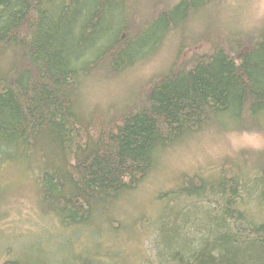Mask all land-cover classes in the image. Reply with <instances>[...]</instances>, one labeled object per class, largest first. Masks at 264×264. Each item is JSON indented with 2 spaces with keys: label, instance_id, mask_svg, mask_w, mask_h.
<instances>
[{
  "label": "trees",
  "instance_id": "obj_1",
  "mask_svg": "<svg viewBox=\"0 0 264 264\" xmlns=\"http://www.w3.org/2000/svg\"><path fill=\"white\" fill-rule=\"evenodd\" d=\"M136 1L0 0V168L30 172L39 210L66 230L84 231L95 222L110 226L113 204L133 192L158 154L176 143L207 129L257 128L264 115V24L252 38L222 42L219 31L211 42L202 31L189 41L191 19L223 0H178L141 27L130 8ZM172 39L180 44L176 59L152 76L144 95L116 112L97 106L99 112L78 111L87 81L100 79L101 71L114 81ZM201 42L211 45L207 53L178 64L181 49ZM256 170L262 208L264 163ZM182 177L175 198L217 197L218 208H204L208 225L192 230L189 245L169 255L161 231L179 224L164 215L155 244L159 263L263 264L264 223L244 225L247 211L237 206L247 177ZM8 248L10 257L0 256V264H40L11 257ZM5 249L0 246V255ZM137 255L140 263L142 251Z\"/></svg>",
  "mask_w": 264,
  "mask_h": 264
},
{
  "label": "rangeland",
  "instance_id": "obj_2",
  "mask_svg": "<svg viewBox=\"0 0 264 264\" xmlns=\"http://www.w3.org/2000/svg\"><path fill=\"white\" fill-rule=\"evenodd\" d=\"M157 1L158 6L153 7ZM177 1L137 0L130 8H135L134 17L141 19L138 25L141 27L150 14ZM216 7L191 19L188 25L191 28L185 32L191 34L186 36L187 40L191 41L202 31L207 32V38L220 31L222 42L225 38L239 36L252 38L264 24V0H223ZM213 38L209 41L217 42ZM178 41L166 40L154 56L136 63L114 81H111L112 74L99 72L100 79H91L86 87L83 86L80 98L83 105L78 107L81 110L78 111L84 114L91 109L98 111L93 108L97 106L101 111L111 108L116 112L132 99L136 101L143 94V87L148 90L152 76L162 73L172 63L177 55L175 51L180 49ZM210 47L204 42L184 47L176 61L179 64L194 55L207 53ZM261 117L257 128L247 131L203 130L158 154L153 170L139 186L113 204L110 221L114 222L110 226L108 222L105 225L95 222L84 231L80 228L66 230L55 218L39 210L35 182L29 177L30 172L26 173L21 167L2 166L0 246L6 249L5 255L0 256L9 258L7 253L11 246V257H20L24 263L37 259L40 264L64 261L78 264L79 259L89 264H97L101 260L105 264H137V253L142 251V261L138 264H160L155 244L164 215L169 217L170 223L178 218L179 224L177 230L170 225L161 231V245L168 254L172 249L187 247L191 231L208 225L204 208H218L214 202H218L217 197L175 198V188L181 185L180 178L184 175L189 178L200 175L204 182L215 181L221 175L228 176V179L234 174L247 177L241 181L237 192V206L247 211L244 225L264 223V206L261 208L258 203L259 186L256 183L260 176L256 167L264 163V115ZM232 126L225 123L226 128ZM215 226L214 223L211 225L213 232ZM101 254L105 259L96 257Z\"/></svg>",
  "mask_w": 264,
  "mask_h": 264
}]
</instances>
